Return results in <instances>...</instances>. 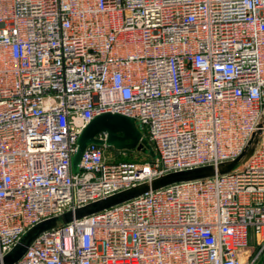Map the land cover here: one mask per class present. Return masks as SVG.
<instances>
[{"label": "built area", "instance_id": "2783aa9c", "mask_svg": "<svg viewBox=\"0 0 264 264\" xmlns=\"http://www.w3.org/2000/svg\"><path fill=\"white\" fill-rule=\"evenodd\" d=\"M103 113L154 157L99 131L73 172ZM0 264H264V0H0Z\"/></svg>", "mask_w": 264, "mask_h": 264}, {"label": "water", "instance_id": "95a60500", "mask_svg": "<svg viewBox=\"0 0 264 264\" xmlns=\"http://www.w3.org/2000/svg\"><path fill=\"white\" fill-rule=\"evenodd\" d=\"M99 131H105L107 133L105 143L113 149H132L137 145H141L143 148H145L146 153L149 156L154 157L152 147L144 138L141 137L140 132L137 130L131 118L118 113H103L92 118L78 136L76 151L71 159L73 172L78 170L79 159L85 147L90 143H102L100 140L94 137ZM243 155L244 152L232 162L222 165L218 169V172L224 173L230 171ZM214 173L215 169L211 166L168 173L160 177H156L149 182L137 184L125 190L109 195L103 199L91 202L82 207L75 208L74 210L66 211L61 216L60 221L65 223L75 218L93 214L133 198L149 189H156L178 181L204 178L211 176ZM51 225L52 224L45 225L44 228H48ZM22 252L23 247H20L16 253V257L20 256ZM10 260V256L3 258V262L6 263Z\"/></svg>", "mask_w": 264, "mask_h": 264}, {"label": "rangeland", "instance_id": "374dc122", "mask_svg": "<svg viewBox=\"0 0 264 264\" xmlns=\"http://www.w3.org/2000/svg\"><path fill=\"white\" fill-rule=\"evenodd\" d=\"M132 151H137L139 153L146 154L145 148H143L141 145H137L134 148L129 149V152H132ZM201 167H205V166H200L198 168H201Z\"/></svg>", "mask_w": 264, "mask_h": 264}, {"label": "trees", "instance_id": "16d2710c", "mask_svg": "<svg viewBox=\"0 0 264 264\" xmlns=\"http://www.w3.org/2000/svg\"><path fill=\"white\" fill-rule=\"evenodd\" d=\"M148 156V155H147ZM148 158H150L149 156H148Z\"/></svg>", "mask_w": 264, "mask_h": 264}]
</instances>
